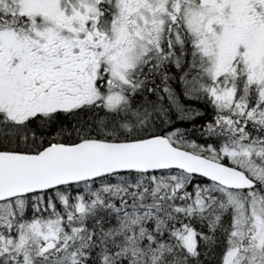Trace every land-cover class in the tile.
I'll list each match as a JSON object with an SVG mask.
<instances>
[{"label":"snow or ice","instance_id":"snow-or-ice-1","mask_svg":"<svg viewBox=\"0 0 264 264\" xmlns=\"http://www.w3.org/2000/svg\"><path fill=\"white\" fill-rule=\"evenodd\" d=\"M0 264H264V0H0Z\"/></svg>","mask_w":264,"mask_h":264}]
</instances>
